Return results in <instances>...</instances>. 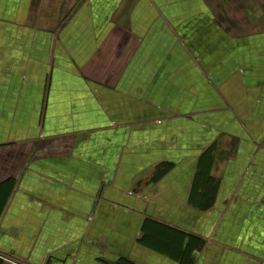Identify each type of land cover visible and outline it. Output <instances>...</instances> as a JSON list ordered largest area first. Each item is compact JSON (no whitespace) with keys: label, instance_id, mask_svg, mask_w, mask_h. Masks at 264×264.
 Returning <instances> with one entry per match:
<instances>
[{"label":"crops","instance_id":"0c3cea01","mask_svg":"<svg viewBox=\"0 0 264 264\" xmlns=\"http://www.w3.org/2000/svg\"><path fill=\"white\" fill-rule=\"evenodd\" d=\"M264 264V0H0V264Z\"/></svg>","mask_w":264,"mask_h":264},{"label":"built area","instance_id":"2783aa9c","mask_svg":"<svg viewBox=\"0 0 264 264\" xmlns=\"http://www.w3.org/2000/svg\"><path fill=\"white\" fill-rule=\"evenodd\" d=\"M4 260H7V261L11 262L12 264H18V263L14 262V261H11L9 259H4Z\"/></svg>","mask_w":264,"mask_h":264}]
</instances>
